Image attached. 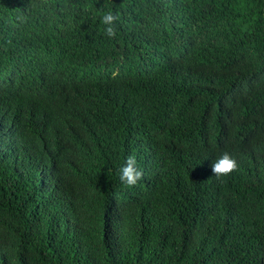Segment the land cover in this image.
Instances as JSON below:
<instances>
[{"label":"trees","instance_id":"16d2710c","mask_svg":"<svg viewBox=\"0 0 264 264\" xmlns=\"http://www.w3.org/2000/svg\"><path fill=\"white\" fill-rule=\"evenodd\" d=\"M0 264H264V0H0Z\"/></svg>","mask_w":264,"mask_h":264},{"label":"clouds","instance_id":"9594fccd","mask_svg":"<svg viewBox=\"0 0 264 264\" xmlns=\"http://www.w3.org/2000/svg\"><path fill=\"white\" fill-rule=\"evenodd\" d=\"M15 20L19 23H24L25 15H16ZM121 14L117 11L108 8L99 15L100 24L103 25L102 32L109 39L117 37L119 31V23ZM211 173L217 178L230 175L238 169L236 159L227 151L222 152L211 163ZM143 177V170L138 167V162L135 155H128L124 163L119 168V179L127 186H135Z\"/></svg>","mask_w":264,"mask_h":264}]
</instances>
